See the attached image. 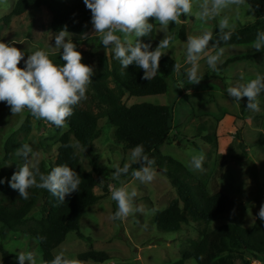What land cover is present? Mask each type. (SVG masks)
I'll use <instances>...</instances> for the list:
<instances>
[{
	"label": "rangeland",
	"instance_id": "obj_1",
	"mask_svg": "<svg viewBox=\"0 0 264 264\" xmlns=\"http://www.w3.org/2000/svg\"><path fill=\"white\" fill-rule=\"evenodd\" d=\"M16 1L0 0V41L11 43L24 51L25 58L37 49L48 51L53 58L60 56V51L52 47L56 33L51 29V15L46 9H30L25 15L13 18L8 27L4 26L3 20L13 11ZM57 1L70 4L73 0ZM198 11L199 6L195 4L191 15H182L179 26L170 22V31L163 30L158 22L149 18V22L157 24L153 47L159 44L164 35L173 36L174 39L165 54L181 65L180 71L169 81L170 87L166 95L129 97L128 93L116 86L113 79H110L108 84L127 105L170 106L174 112V130L170 141L160 148V156L181 163L187 173L207 185L210 193L219 191L227 195L232 202L231 206L222 219L210 224L187 214L189 225L184 226L182 231L164 233L154 222L155 214L165 210L172 201H177L178 195L167 175L158 170L155 180L147 185L131 175L120 179L127 184L129 191L137 192L134 205H142L144 212L135 213L122 222L111 220L116 202L111 199L109 186H121L120 181L113 180V172L117 165L123 167L125 163H132L129 160L130 151L115 140L113 128L103 119L99 124L102 135L95 141L94 153H87L75 140L74 147L87 172H93L96 162L110 169L112 174L108 191H105L103 183L94 190V193L103 199L87 210L80 224V231L87 239L81 240L72 232L54 251V255L63 250L67 258L75 260L77 264H174L182 259L185 252L191 251L190 244L200 241L205 233L227 224L246 229L255 225L260 206L264 204V94L258 97L261 111L256 113L247 110V97L242 98L240 104L233 103V98L227 96L226 89L246 83L258 74L264 75V55L231 63L218 73L208 68L206 57L202 55L199 72L203 79L198 84H188L186 69L190 65L186 63L185 55L187 37L200 35L207 30L213 32L215 39L219 20L224 15L229 17L233 32L257 25L263 19L256 16L246 3L230 6L220 17L207 22L199 19L196 15ZM183 28L186 31V41L180 38ZM72 36L69 34L67 38L71 39ZM100 36L101 34L95 33L92 28L89 43L82 47V51L91 58L93 70L97 74L110 71L112 65L119 62L114 59L110 45L106 48L100 44ZM132 40L135 42V37H132ZM212 43L210 41L209 54H215L217 51L211 46ZM224 49L222 65L229 59L252 56L259 52L254 49L253 44L228 46ZM222 65H218L219 69ZM28 114L24 110L22 114L12 116L6 103L0 102V161L5 160L7 140L20 131ZM67 131L65 126L57 128L46 121L32 119L31 130L23 143L32 146L39 163L46 162L48 166L54 167L59 139ZM208 136L215 139L212 144L206 141ZM238 136L244 143L242 148ZM196 154H203L205 157L202 170L191 167V157ZM159 158L154 154L151 159L156 162ZM19 162L23 166L26 160L21 158ZM14 165L15 162L7 161V172L13 171ZM153 167L156 168L155 164ZM94 176L98 179L97 173H94ZM188 180L191 182V179ZM179 205L183 207L181 202ZM40 218V210L35 209L30 213L28 223L30 224L32 219ZM91 249L108 253L110 260L96 263L78 259L80 254ZM3 251L14 257L3 262ZM28 251L34 253L37 264L44 262L38 241L25 236L24 233H15L0 224V264H19L16 255ZM248 259L253 264H264V257L254 258L248 255ZM186 264L196 262L189 260Z\"/></svg>",
	"mask_w": 264,
	"mask_h": 264
},
{
	"label": "trees",
	"instance_id": "obj_2",
	"mask_svg": "<svg viewBox=\"0 0 264 264\" xmlns=\"http://www.w3.org/2000/svg\"><path fill=\"white\" fill-rule=\"evenodd\" d=\"M245 3L263 21L234 31L231 40L227 43L221 42L219 47L251 45L256 40L257 33L264 31V0H245ZM34 8H44L50 13L53 32L58 33L66 27L69 34L73 35L71 40L76 44V50L82 54V63L93 67L91 58L82 51V47L90 41L89 33L92 30L91 12L83 0H73L70 4L57 0H17L13 11L4 18V26L8 27L13 18L21 17ZM156 28L157 24L154 23L149 37L138 38L144 43L150 42L153 49ZM185 34L183 28L180 33L182 41H186ZM263 55L264 52H258L252 56L229 59L220 70L231 63ZM50 58L58 66L65 63L60 56ZM175 64L178 62L173 57L166 54L162 56L160 69L150 81L142 79L144 74L142 69L135 65L122 69L119 62H115L110 71L101 74L94 72L93 82L86 93L87 99L76 106L74 114L67 119L65 127L68 131L61 136L58 143V156L54 167L66 164L76 170L81 177L79 190L67 196L64 203H60L47 190L35 187L29 189V199L24 200L7 182L0 184V224L15 233H24L25 236L38 241L44 262H50L54 258V251L66 241L70 233L75 232L81 240L87 239L80 231V224L87 210L103 199L97 196L94 190L103 183L105 191H108L112 174L110 169L96 162L93 172H87L74 147L75 140L87 153H94L95 141L102 135L99 124L103 119H106L113 128L115 140L123 144L126 150L131 151L136 145L143 144L150 159L154 154L160 157L155 166L167 175L178 195L177 201H172L165 210L155 214L154 222L162 232L182 231L184 226L189 225L187 214L210 224L222 219L228 211L232 202L227 195L219 191L210 193L207 185L187 173L181 163L160 156V148L170 141L174 130L173 109L170 106L152 104L127 105L108 84V81L113 79L116 86L128 93L129 97L166 95L170 87L169 81L178 72L174 69ZM23 66V63L18 65ZM25 110L29 113L27 109ZM32 119L36 118L29 113L20 131L7 140L5 160L0 161V178L10 179L22 166L19 159L23 157L17 155V150L22 147L31 130ZM205 139L209 144L215 141L211 136ZM238 140L241 141V148L244 147L240 136ZM7 161L15 162L13 171L7 172L5 169ZM54 167L48 166L46 162L39 163V168L44 174ZM138 167V164L132 163L129 174L121 175L120 179L129 177L131 171ZM94 173L98 174V179ZM188 179H191V182ZM35 209L40 210L41 218L32 219L29 224L28 217ZM116 209L117 206L114 207V212ZM190 245L191 251L185 252L182 259L174 264H186L189 260H194L196 264H253L248 255L254 258L264 257V222L257 218L251 229L227 224L203 234L200 241L192 242ZM13 257L3 251V262ZM78 259L83 262L104 263L110 260V255L91 249L80 254Z\"/></svg>",
	"mask_w": 264,
	"mask_h": 264
},
{
	"label": "clouds",
	"instance_id": "obj_3",
	"mask_svg": "<svg viewBox=\"0 0 264 264\" xmlns=\"http://www.w3.org/2000/svg\"><path fill=\"white\" fill-rule=\"evenodd\" d=\"M83 3L91 12L94 32L101 34L100 44L106 48L111 46L114 59L119 61L122 69L135 65L143 70L142 79L150 81L159 71L161 57L170 48L174 37L164 35L154 49L150 42L144 43L138 39L152 34L154 23H150L149 18L158 22L163 30L170 31V22L179 26L182 15H191L195 4L199 6L196 15L207 22L220 17L230 6L244 4L245 0H83ZM232 35L230 19L224 15L219 20L215 39L213 32L207 30L200 35L187 37L185 61L190 65L186 69L188 84H198L203 79L199 72L202 55L206 57L210 70L220 71L218 65L224 63L222 57L225 49L219 45L230 41ZM68 36L66 27L61 29L55 34L52 46L60 51V58L65 62L62 66L53 62L48 51L37 49L25 58L24 51L11 43L0 41V102L6 103L12 116L22 114L27 109L36 119L63 128L67 119L74 114L75 107L87 99L86 93L93 82L94 70L92 66L82 63L81 52L76 50V44ZM132 37H135V42ZM210 41L213 42L211 46L217 49L215 54H209ZM253 47L256 51L264 52V31L257 33ZM21 61L24 66L18 67ZM180 68V64L174 65L176 71H180ZM226 93L233 98V103L238 104L247 97V110L259 113L258 97L264 94V75L258 74L246 83L228 87ZM17 155L23 157L26 163L10 179L0 178V184L7 182L11 189L18 191L20 198L29 199V189L35 187L47 190L60 203H64L67 196L79 190L81 177L68 165L56 166L47 174L42 173L39 160L35 158L37 154L27 143L17 150ZM204 159L203 154L193 155L191 167L202 170ZM129 160L139 165L131 171L134 179L145 185L155 180L158 169L153 167L155 160L150 159L143 144L131 149ZM130 167L129 163L123 167L117 165L113 180L120 181L121 175L129 174ZM120 185L115 188L109 186L111 199L117 206L110 219L122 222L135 213H143L144 207L134 205V198L137 197L135 190L129 191L123 181H120ZM258 218L264 222V204L260 206ZM16 260L19 264H37V258L31 251L19 252ZM42 264L77 262L67 258L65 251L61 250L50 262Z\"/></svg>",
	"mask_w": 264,
	"mask_h": 264
}]
</instances>
